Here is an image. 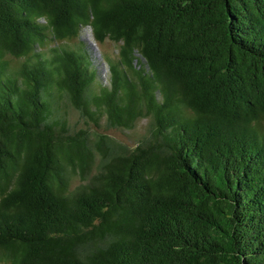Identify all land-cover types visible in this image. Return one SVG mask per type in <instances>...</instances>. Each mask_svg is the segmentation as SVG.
I'll list each match as a JSON object with an SVG mask.
<instances>
[{"label":"trees","instance_id":"obj_1","mask_svg":"<svg viewBox=\"0 0 264 264\" xmlns=\"http://www.w3.org/2000/svg\"><path fill=\"white\" fill-rule=\"evenodd\" d=\"M0 264H264V0H0Z\"/></svg>","mask_w":264,"mask_h":264},{"label":"rangeland","instance_id":"obj_2","mask_svg":"<svg viewBox=\"0 0 264 264\" xmlns=\"http://www.w3.org/2000/svg\"><path fill=\"white\" fill-rule=\"evenodd\" d=\"M79 40L84 43L87 49L89 58L92 61V64L97 71L98 80L102 83L108 84L109 67L106 56L107 55L114 56L116 54L115 44L109 40H107L102 44H97L93 39L90 28L88 27L82 28L79 37L70 40V43L76 45V43ZM77 117L78 116L76 113L72 114L73 121ZM145 128H146V120H140L136 123L134 129L131 130L110 129L108 132L118 140L123 141L132 146L135 143L136 138H138L142 133L145 132Z\"/></svg>","mask_w":264,"mask_h":264}]
</instances>
